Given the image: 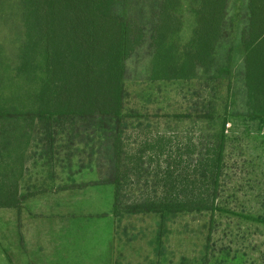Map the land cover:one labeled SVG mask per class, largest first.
Wrapping results in <instances>:
<instances>
[{"label": "trees", "instance_id": "trees-1", "mask_svg": "<svg viewBox=\"0 0 264 264\" xmlns=\"http://www.w3.org/2000/svg\"><path fill=\"white\" fill-rule=\"evenodd\" d=\"M200 1L195 40L181 51L184 0H0V26L16 35L11 56L0 43V131L24 122L52 158L57 142L86 144L81 166L113 186L114 216L156 215L160 240L171 219L206 213L207 256L221 218L264 226L261 208L228 200L227 170L231 133L264 134V0ZM139 67L149 82L178 83L189 103L174 134L149 131L140 143L125 110ZM10 191L1 207L21 201L18 185Z\"/></svg>", "mask_w": 264, "mask_h": 264}, {"label": "rangeland", "instance_id": "rangeland-1", "mask_svg": "<svg viewBox=\"0 0 264 264\" xmlns=\"http://www.w3.org/2000/svg\"><path fill=\"white\" fill-rule=\"evenodd\" d=\"M183 5L186 28L179 39L181 51L195 40L201 1L184 0ZM239 17L236 13L237 20ZM15 39L13 28L0 26V43L5 46L6 56L12 55ZM184 98L178 83L149 82L140 67L136 69L128 79L125 95L126 112L135 113L129 122L138 126L128 131L131 141L138 138L140 143L149 131L174 134L175 116L189 111ZM21 124L24 122L18 123L14 132L0 131V201L13 196L10 188L15 184L19 186L18 198L23 199L15 207L0 206V264H23L25 249L45 264L56 256L68 264H108L112 253L114 264H264V246L258 250L254 247L260 234L264 240V226L258 229L239 216L221 218L214 234L217 245L207 256L206 213H182L171 219L161 240L156 215L116 217L114 243L108 244L111 219L103 213L110 206L112 185L99 183L95 165L87 168V154H82L87 161L84 168L81 166L76 149L87 145L57 142L52 158L48 147L38 142L41 135L28 127L24 130ZM1 125L6 129L7 123L0 121ZM62 136L64 141L66 135ZM231 136L234 141L230 142L227 170L232 185H236V195L229 192L232 197L228 200L239 212L253 208L264 212V201L259 196L263 193L264 134L236 132ZM86 150L90 152L89 147ZM70 151L76 155L69 158ZM39 215L43 216L44 226L38 225ZM65 218H69V227L59 225ZM39 227L47 233L26 243L30 230ZM65 237L69 239L60 240ZM35 247H42L41 252H35Z\"/></svg>", "mask_w": 264, "mask_h": 264}, {"label": "crops", "instance_id": "crops-1", "mask_svg": "<svg viewBox=\"0 0 264 264\" xmlns=\"http://www.w3.org/2000/svg\"><path fill=\"white\" fill-rule=\"evenodd\" d=\"M112 188H113V186L110 187V191H111L110 192V206L108 207L107 211L105 213H103V214H105L107 217H109L111 219V226H110L111 227V231H110V235L109 236H106L107 243L110 244V245H113V243H114V239H115V237H114V233H115V221H116V217L114 216V212H113V208H114V198H113L114 197V188L113 189ZM19 199L23 200L22 198H19ZM37 217H40V215L37 216ZM41 218H43V216L40 217V220L39 221H40L41 224H38V225L44 226L43 225V222H42L43 220H41ZM63 221H60V224L59 225L60 226H63V227H69L68 226L69 218H65ZM46 233H47V231L45 229H43V228H40V227L39 228L31 229L30 230V234H31L30 235V239L28 240V242L27 241H25V242L28 243V244L29 243L31 244L33 242V238L40 239V238L43 237V234H46ZM47 235L49 236V233ZM66 239H69V238H66L65 237L64 239H60V240L62 241V240H66ZM41 248L42 247H40L39 249H36V247H35V250L34 251L37 252V253H39V252H41V250H40ZM33 258H36V257L32 254V252H29L28 250L25 249L23 264H45V262L43 261V259L41 261H39V259L36 258L33 261ZM49 262H50V264H68L61 257H58V256L53 257V258H49L47 260V263H49ZM99 264H102V263L99 262ZM108 264H114V254L113 253H112L111 262L108 263Z\"/></svg>", "mask_w": 264, "mask_h": 264}]
</instances>
